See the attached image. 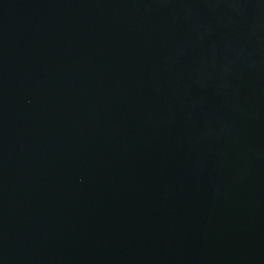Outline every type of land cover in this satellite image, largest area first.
Listing matches in <instances>:
<instances>
[{
	"label": "water",
	"instance_id": "1",
	"mask_svg": "<svg viewBox=\"0 0 264 264\" xmlns=\"http://www.w3.org/2000/svg\"><path fill=\"white\" fill-rule=\"evenodd\" d=\"M0 264H264V0H0Z\"/></svg>",
	"mask_w": 264,
	"mask_h": 264
}]
</instances>
